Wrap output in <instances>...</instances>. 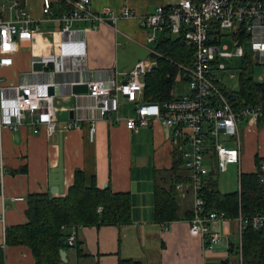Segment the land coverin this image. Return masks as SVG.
<instances>
[{
    "label": "crops",
    "instance_id": "crops-1",
    "mask_svg": "<svg viewBox=\"0 0 264 264\" xmlns=\"http://www.w3.org/2000/svg\"><path fill=\"white\" fill-rule=\"evenodd\" d=\"M74 1L50 0V16L42 11L43 0H0V13L6 19H14L16 10L24 8L39 23L32 42H20L12 54V64L0 68V78L3 81L17 84L27 79H45V73L40 72L42 69L33 68V53L41 56L57 52L55 43L60 36L57 32L53 36L52 32L60 28L58 18L72 8ZM90 1L95 11L106 7L119 13L122 7L127 6L136 15H143L152 12L157 5H168L174 0ZM73 26L85 27L86 23L78 21ZM178 36L158 33L157 41L144 45V34L136 17L120 18L116 23H103L98 29L87 31L84 35L86 56L79 66L82 69L68 70L66 63L67 70L51 77L62 82L78 81L80 78L85 79L94 69L112 68L116 77L124 80L127 77L126 71L137 61L144 59L153 62V71L157 68L156 57H160L155 49L158 41ZM148 48H154L157 54L150 53ZM234 58H239V66L242 57ZM249 61L254 73L257 70L251 65V56ZM174 64L177 70L169 83V95L178 98L188 91L184 69L188 65L178 62ZM52 69L53 65L49 64L44 71ZM234 78L236 76L232 77ZM223 87L227 86L223 83ZM227 88L236 89L233 86ZM68 90L65 96L56 101L58 120L53 137H48L41 127L39 132L34 133L28 124L15 129L0 127V215L3 214V219H0V244L6 227L27 221L29 194L64 195L73 182L75 170L81 169L87 180L94 177L98 187L109 185L113 192L128 193L130 217L128 222L121 224L76 227V242L73 246L63 248L66 260H62L60 264H119L120 261H134L138 264H241V215L212 222V229L219 234V240L210 249L204 247L202 238L189 233L187 216L192 215L193 193L184 164L178 169L183 179L177 183L181 185L177 188L179 218L170 222L167 230L163 227L164 222L156 221L154 187L156 184L168 187L174 161L180 153L182 158L183 152L176 142L173 143L170 127L163 125L159 119H153L149 125L141 126L136 131L123 124H112L109 116L99 115L95 107L96 100L89 95V89L84 93H74L72 87ZM140 101L151 102L145 100L144 93ZM118 102V110L110 118L117 115L125 118L132 113L138 101L131 102L120 96ZM254 105L263 106V103ZM261 122H241L238 133L241 142L240 157L238 163L229 164L235 170L231 180H223L222 176L225 177L228 171L218 172L214 151L207 147L204 160V165L209 170L207 178L219 192L224 194L238 190L240 175L257 171L255 156L261 160L264 158V121ZM91 123L96 125L92 140L88 135ZM60 134L64 191L54 194L50 192L49 174L58 165ZM228 144L231 145L232 142ZM248 144L254 146L251 147V154L245 151ZM247 155L251 157L249 169H245ZM14 197H23V200L15 201ZM4 263L35 264V260L29 248L16 246L4 249Z\"/></svg>",
    "mask_w": 264,
    "mask_h": 264
},
{
    "label": "built area",
    "instance_id": "built-area-1",
    "mask_svg": "<svg viewBox=\"0 0 264 264\" xmlns=\"http://www.w3.org/2000/svg\"><path fill=\"white\" fill-rule=\"evenodd\" d=\"M42 11L44 14L50 13V0H43ZM133 17L137 18L144 34V45L157 41V34L165 32L181 35L184 43L193 49L191 63L184 68L187 75L186 94L161 103L140 101L145 86L144 76L151 71L153 63L149 59L137 61L126 71L124 80H119L112 68L94 69L85 79L80 78L78 81L52 79L51 75L67 70L66 63L68 70L79 68L86 56L84 35L87 31L98 29L103 23H116L120 18ZM49 19L52 20V17ZM58 21L60 28L52 32L53 36L55 32L60 36L55 43L57 52L41 56L33 53V61L44 65L40 71L45 73L44 80L27 79L14 84L0 78V127L15 129L28 124L34 133L39 132L41 127L48 137H53L58 120L56 101L75 84L88 86L89 95L96 100L95 107L99 115L109 116L112 124H123L136 131L141 126L149 125L153 119H159L163 125L170 127L173 143L176 142L183 151V164L193 193L188 231L202 238L206 249L212 248L219 240V234L212 229V222L225 220L228 216L223 211L205 207L203 188L209 173L204 165L206 149L209 147L214 151L218 172H224L229 164L238 163L241 122L264 121L263 106L246 105L234 109L223 93L222 79L229 71L224 60L244 57L243 44L248 42L251 65L254 69L262 68L261 74H257V71L253 73V80L264 81V0H174L168 5H157L152 12L143 15H136L127 6L122 7L119 13L106 7L95 11L90 0H75L72 8L63 13ZM78 21L85 22L86 26L74 27L73 24ZM38 24L24 8L16 10L14 19H6L0 13V68L12 64V54L20 42H32ZM224 29L229 30V34L225 35L222 32ZM226 37L230 38L231 47L225 42ZM148 49L150 53L157 54L154 48ZM255 52L258 56H255ZM49 64L53 65V69L44 71ZM228 76L232 78L236 75L228 73ZM50 87L53 88L52 93L49 92ZM120 96L138 102L125 118L120 115L110 118L118 110ZM95 132L96 125L91 123L88 127L91 140ZM259 168V180L264 183V161ZM179 187L180 184L176 185V188ZM13 199L19 201L23 197ZM98 210L101 211V207ZM0 219H3V214ZM239 220L242 233L248 221L242 216H239ZM252 220L253 227L257 228L263 216H254ZM169 223L164 222L165 230ZM65 241L68 246L75 244L74 228ZM0 245L3 250L6 248L4 236Z\"/></svg>",
    "mask_w": 264,
    "mask_h": 264
},
{
    "label": "trees",
    "instance_id": "trees-1",
    "mask_svg": "<svg viewBox=\"0 0 264 264\" xmlns=\"http://www.w3.org/2000/svg\"><path fill=\"white\" fill-rule=\"evenodd\" d=\"M155 49L160 57L151 55L156 57L157 68L146 75L143 93L145 100L161 102L173 99L169 95V83L176 74L177 67L174 63L189 65L193 49L184 43L181 35L159 40ZM249 60L250 55L247 54L236 67V89L222 86L223 93L234 109L259 103H263L264 108V81L253 80ZM261 123L260 121L259 124ZM254 161L257 171L241 174L238 190L223 194L208 178L203 188L206 209L223 211L228 217L241 215L243 219H247L248 223L241 233V264H264V183L259 180V165L264 158L261 160L255 156ZM182 165L180 153L174 161L168 187L158 184L154 187L155 219L158 222H172L179 218L176 185L183 180L178 173ZM99 207L101 211L98 210ZM129 212L128 193L113 192L109 185L100 188L94 177L87 180L83 170L76 169L73 182L64 195L31 193L27 196V221L6 227L4 242L6 247L29 248L35 264H60V249L64 248L62 238L66 239L72 228L75 230L78 226L125 223L129 221ZM257 215L263 216V220L255 228L252 218ZM187 217L190 218L191 215ZM79 251L78 249V255ZM0 264H5L1 245ZM119 264L138 263L120 261Z\"/></svg>",
    "mask_w": 264,
    "mask_h": 264
},
{
    "label": "water",
    "instance_id": "water-1",
    "mask_svg": "<svg viewBox=\"0 0 264 264\" xmlns=\"http://www.w3.org/2000/svg\"><path fill=\"white\" fill-rule=\"evenodd\" d=\"M255 56H258V53L255 52ZM33 68L35 70L42 69V62H34ZM87 85L86 84H75L72 86V91L74 93H84L86 92ZM53 88H49V92L52 93ZM223 131V130H221ZM49 184H50V192L54 194H61L64 191V177H63V158H62V134H60V143H59V161L57 167L51 170L49 174ZM62 242L64 243V247H69L68 243L65 241V238H62ZM60 258L61 260H66V251L65 249H60Z\"/></svg>",
    "mask_w": 264,
    "mask_h": 264
},
{
    "label": "rangeland",
    "instance_id": "rangeland-1",
    "mask_svg": "<svg viewBox=\"0 0 264 264\" xmlns=\"http://www.w3.org/2000/svg\"><path fill=\"white\" fill-rule=\"evenodd\" d=\"M222 32H223L225 35L229 34V30H227V29H224ZM225 42L229 45V47L232 46V42H231V40H230L229 37H226V38H225ZM243 48H244L246 54H250V53H251V49H250V47H249V45H248V42H244V44H243ZM224 62L227 64V67H228V69H229V72L235 73V74L237 75V72H238V71H237V69H236L235 67H236L237 64L239 63V58H234V59H232V60H231V59H229V60H224ZM256 70H257V74H261V72H262V68H261V67H257ZM222 82H223L227 87H229V86H233L234 88H236V79H235V78H234V79L229 78V76H228V72L223 76ZM251 147L254 148L253 145L250 146L249 144L245 147V151H247L248 154H251V152H252V150H253V148H251ZM246 158H247V162H248V163H247V165L245 166V169H249V168L251 167V165H250V159H251V157L247 155ZM227 171H228V172L225 173V177L222 176V177H223V180H225V179H229V180H231V179H232L233 171H235V170L233 169V166H232V165H228V169H227Z\"/></svg>",
    "mask_w": 264,
    "mask_h": 264
}]
</instances>
